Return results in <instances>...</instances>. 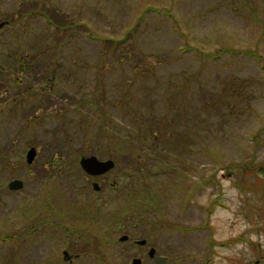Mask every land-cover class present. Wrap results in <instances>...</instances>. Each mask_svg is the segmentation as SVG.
<instances>
[{
	"label": "rangeland",
	"instance_id": "rangeland-1",
	"mask_svg": "<svg viewBox=\"0 0 264 264\" xmlns=\"http://www.w3.org/2000/svg\"><path fill=\"white\" fill-rule=\"evenodd\" d=\"M1 22L0 264H264V0H0Z\"/></svg>",
	"mask_w": 264,
	"mask_h": 264
},
{
	"label": "water",
	"instance_id": "water-1",
	"mask_svg": "<svg viewBox=\"0 0 264 264\" xmlns=\"http://www.w3.org/2000/svg\"><path fill=\"white\" fill-rule=\"evenodd\" d=\"M3 25V22L0 23V26ZM35 155V149L32 147L30 148L27 153H26V161L28 163H31L33 157ZM79 165L80 167L88 174L96 176V175H101L103 173L108 172L114 167V161L112 159H98L95 155H89V156H82L79 159ZM23 186V182L20 179H12L8 183V187L10 189H20ZM94 186H97V183H94ZM126 236H122L120 240L125 239ZM138 244H143L145 243V240H138ZM155 249L150 248L148 251V255L150 257H153V260L155 264H162L165 261V257L163 256H155ZM64 255L67 254L66 251L63 253ZM140 262L139 258H134L132 261V264H138Z\"/></svg>",
	"mask_w": 264,
	"mask_h": 264
},
{
	"label": "trees",
	"instance_id": "trees-1",
	"mask_svg": "<svg viewBox=\"0 0 264 264\" xmlns=\"http://www.w3.org/2000/svg\"><path fill=\"white\" fill-rule=\"evenodd\" d=\"M152 8V7H151ZM49 19V18H48ZM55 20V21H54ZM51 21L52 22H54L55 24V27L56 28H59V32H63V31H66V30H69L72 26H71V23L69 22L68 24L67 23H65V20H59V19H56V18H54V17H52L51 18ZM131 32V30L130 29H128V30H126V33H130ZM90 36H92V37H94L93 35H90ZM95 38V37H94ZM109 39H111L112 40V38H106V40H109ZM119 39H121V38H119ZM118 41V40H117ZM121 42V41H120Z\"/></svg>",
	"mask_w": 264,
	"mask_h": 264
},
{
	"label": "flooded vegetation",
	"instance_id": "flooded-vegetation-1",
	"mask_svg": "<svg viewBox=\"0 0 264 264\" xmlns=\"http://www.w3.org/2000/svg\"><path fill=\"white\" fill-rule=\"evenodd\" d=\"M30 148H32V147H30ZM30 148H29V149H30ZM26 153H27V152H26ZM35 156H36V150H35V155H34L33 159L35 158ZM33 159H32V160H33ZM106 159H108V158H106ZM102 160H104V159H102ZM113 161H114V160H113ZM26 162H27V161H26ZM31 162H32V161H31ZM27 163H28V162H27ZM114 163H115V162H114ZM82 170H83V169H82ZM83 171H84V170H83ZM109 171H110V170H109ZM109 171H108V172H109ZM84 172H85V171H84ZM108 172L103 173V174H101V175H96V176L90 175V174H88V173H86V172H85V173H86V175H87L88 178H91V179L96 178V179H98L100 176L106 175ZM94 183H97V186H96V187L94 186ZM92 187L94 188L95 191H99V190H100L99 182H98V181H97V182L94 181V182L92 183ZM122 236H124V235H122ZM122 236H121V237H122ZM125 236H126V238L123 239V240L128 239V236H127V235H125ZM123 240H122V241H123ZM141 240H142V239H141ZM144 240H145V239H144ZM137 241H138V240H134V242H136V243H137ZM146 242H147V241L145 240V243H143V244H139V245H145ZM137 244H138V243H137ZM151 248H152V247H151ZM149 249H150V248H149ZM148 251H149V250H148ZM154 254H155V253H154Z\"/></svg>",
	"mask_w": 264,
	"mask_h": 264
}]
</instances>
